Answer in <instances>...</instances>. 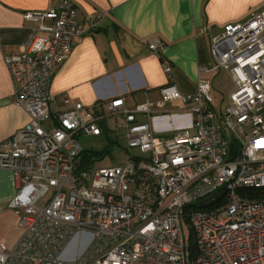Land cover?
<instances>
[{
  "label": "built area",
  "instance_id": "built-area-1",
  "mask_svg": "<svg viewBox=\"0 0 264 264\" xmlns=\"http://www.w3.org/2000/svg\"><path fill=\"white\" fill-rule=\"evenodd\" d=\"M101 18L79 25L69 0L26 12L24 20L39 26L21 54L4 57L11 102L29 122L0 143V169L18 183L8 209L19 231L14 244L0 241V264H189L182 220L195 264H264V8L211 39L210 70L233 83L224 109H214L210 81L199 80L192 95L168 84L156 104L128 110L115 98L106 114L76 103L53 117V73ZM165 47L158 39L147 45L158 58ZM161 66L171 79L172 66L163 59ZM172 104L183 108L167 111ZM171 116L187 117V126L156 133L153 122ZM107 117L123 120L114 134L125 140L127 159L78 170L79 139L101 136ZM215 194L214 205L198 206Z\"/></svg>",
  "mask_w": 264,
  "mask_h": 264
},
{
  "label": "crops",
  "instance_id": "crops-1",
  "mask_svg": "<svg viewBox=\"0 0 264 264\" xmlns=\"http://www.w3.org/2000/svg\"><path fill=\"white\" fill-rule=\"evenodd\" d=\"M69 1L76 9L79 25L85 27L96 15L102 18L95 31L74 40L68 58L53 73L49 87V95L55 99L51 105L53 117L76 103L89 112L106 114V104L115 98L123 99L128 110L145 102L156 104L159 90L168 84L182 95H192L199 80L210 81L215 109L219 99L227 98L233 83L223 71L210 70L211 39L227 23L264 8V0ZM57 4L58 0H0V143L29 122L28 115L11 102L14 84L4 57L21 54L39 26L25 21L24 13L46 11ZM154 39L165 43L161 58L147 48ZM162 59L172 66L171 79L162 71ZM182 108L180 104L166 106L171 112ZM145 120L136 116L139 123ZM187 121V117L186 122L174 116L160 118L153 122V128L167 136L173 129L187 126ZM109 122L114 130L123 120L107 117L102 133L109 129ZM17 189L13 173L0 169V217H16L8 204ZM15 230L17 235L7 245L17 240V226Z\"/></svg>",
  "mask_w": 264,
  "mask_h": 264
},
{
  "label": "rangeland",
  "instance_id": "rangeland-1",
  "mask_svg": "<svg viewBox=\"0 0 264 264\" xmlns=\"http://www.w3.org/2000/svg\"><path fill=\"white\" fill-rule=\"evenodd\" d=\"M225 73V72H224ZM226 98V97H225ZM227 99V98H226ZM226 99H219L217 103H215L216 108L222 107L225 108L226 105ZM215 108V109H216ZM109 129H107V133L104 132L99 137H82L79 139L80 144L83 147L84 151L88 152H100L108 150L110 153L107 157L104 159L94 162L91 164L90 167H107L111 166L113 164L118 163L121 160L127 159L125 154L126 149V142L124 139L120 138L117 139L114 130L110 129L111 123H108ZM106 133V134H105ZM132 155L134 156H140L138 150H132ZM18 223L17 217H0V240L4 243L12 240L14 236L17 235L16 232V226ZM182 231L184 238L186 242L188 243V238L190 236V229L187 226L186 222L182 220ZM15 234V235H14ZM12 242H9L8 244H11ZM76 240L72 242V244L69 246V248L72 250L71 255H77L79 248L75 245ZM74 251V252H73Z\"/></svg>",
  "mask_w": 264,
  "mask_h": 264
},
{
  "label": "trees",
  "instance_id": "trees-1",
  "mask_svg": "<svg viewBox=\"0 0 264 264\" xmlns=\"http://www.w3.org/2000/svg\"><path fill=\"white\" fill-rule=\"evenodd\" d=\"M109 151H100V152H88L83 151L78 160V170H86L90 168L91 164L97 161H100L109 155ZM186 259L189 264H195L194 258L196 255V248L193 240L192 233L190 232V236L188 238V243L186 242Z\"/></svg>",
  "mask_w": 264,
  "mask_h": 264
},
{
  "label": "water",
  "instance_id": "water-1",
  "mask_svg": "<svg viewBox=\"0 0 264 264\" xmlns=\"http://www.w3.org/2000/svg\"><path fill=\"white\" fill-rule=\"evenodd\" d=\"M221 192L224 194L226 192L225 188H223L221 190ZM217 200H218V194H215V195L211 196L210 198L199 202L198 206L200 208H208V207H211L212 205H214L217 202Z\"/></svg>",
  "mask_w": 264,
  "mask_h": 264
}]
</instances>
